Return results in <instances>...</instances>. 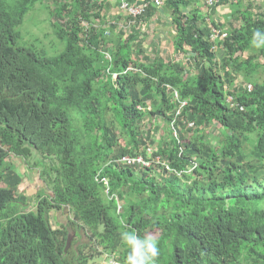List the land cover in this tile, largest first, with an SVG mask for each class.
Segmentation results:
<instances>
[{
	"label": "trees",
	"instance_id": "1",
	"mask_svg": "<svg viewBox=\"0 0 264 264\" xmlns=\"http://www.w3.org/2000/svg\"><path fill=\"white\" fill-rule=\"evenodd\" d=\"M48 1L0 0V264H97L114 252L124 264L125 230L156 234V264H264V81H256L264 48L250 43L264 31V10L254 12L251 0H218L208 13L205 0H164L162 8L143 0L127 33L101 22L108 0ZM36 4L54 20L47 45L19 31ZM218 7L229 11L228 28L212 19ZM159 10L170 14L173 50L191 60L190 73L142 49L141 24ZM212 29L221 40H211ZM164 85L188 101L176 137ZM156 118L163 134L147 157L155 140L144 121ZM215 123L213 144L205 131ZM123 156L161 157L172 172L110 163ZM11 157L34 159L51 192L38 193L32 211L20 210L26 198L15 197L22 177ZM96 176L122 203L124 225ZM65 207L67 224L54 229L49 214Z\"/></svg>",
	"mask_w": 264,
	"mask_h": 264
},
{
	"label": "rangeland",
	"instance_id": "2",
	"mask_svg": "<svg viewBox=\"0 0 264 264\" xmlns=\"http://www.w3.org/2000/svg\"><path fill=\"white\" fill-rule=\"evenodd\" d=\"M159 1L161 5L158 8H162L164 4V0H159ZM251 1L254 2L255 4V9H253L254 12H257L260 9L261 11H263L264 0H251ZM48 2H50L51 6L53 7L52 1L49 0ZM48 2H44V5L48 4ZM125 3L129 5H135V6H145V8L147 7L146 3L143 0H132V1L125 0ZM204 3L205 4L203 6V9L204 11H207L208 13L209 6L206 4V0ZM215 13L216 15H212V19L217 23L224 24L225 23L224 17L228 15L229 13L227 7H223V8L218 7ZM103 15H104L103 17L104 19L101 21L102 23H106V22L113 23L116 21L117 23H119V27H122L123 29H124V26L127 27V24L125 25V23L127 22V19H130L127 15V12L120 10L117 4L111 5L108 11H103ZM168 17H169V14L161 10V12H157L155 16L149 19V21L145 22L146 24H142L141 34H140V36L142 37V49H144L145 55L147 57H150L151 60L156 55L159 54L162 56V58L166 62L180 63L181 66L184 68L183 73H184V70L190 73L193 67V63H191V60L184 57V54H176L173 51L172 41H173V36H174V28L171 26V21L168 20ZM52 21L54 20L48 18V12L44 10L40 5L36 4L34 6V9H32L24 18V22L20 26L19 31H21V33L25 36L26 41L29 42L31 41L32 38L37 37L38 39L41 40L43 44L47 45V43H49L50 41L55 40L53 29L50 24ZM232 24H233V27H238L240 25L239 22H234V21H232ZM225 28H228V26L225 25ZM142 33H144V37L142 36ZM160 36H163V37L161 38ZM216 38L220 40L222 39L220 35H217ZM219 55L220 53L218 51L217 52L218 58H219ZM247 56H248L247 53L243 55L244 58H246ZM256 61L260 63H264V60L260 57ZM256 81L257 82L264 81V69H260L258 71ZM237 82L240 83L241 80L237 79ZM163 87L166 88L165 85ZM227 100L229 101L230 98L228 97ZM187 106H188V102H187V105L183 108V110ZM138 109L141 111H150L151 107L148 104L146 108L138 107ZM178 115L177 117L174 116L173 120L170 123V129L172 130L174 137L177 136L175 121L179 119ZM181 120L185 125L186 120L184 118H182ZM144 123L146 124V127L144 129L145 133L149 132V134H151L155 140V144H151L150 146L152 149H148V152H147V157H150L151 150L156 149L157 142L159 141L160 136L163 134V130H162L163 119L156 118L150 123H148L147 121H144ZM185 126L189 127L188 124H186ZM155 127H160V129L156 132L154 130ZM179 129L180 128H177V130ZM219 130H220V127H219V124L217 123H215L214 125L206 129L205 132L209 133L210 135L209 142L213 144L217 143V138H219L218 135L220 134ZM187 138L189 137L185 135V139ZM120 145L122 146L123 144L120 143ZM246 147L247 149H250L248 145ZM123 157H127V156H123ZM10 162H12V164L14 165L15 172L21 175L22 177V180L20 184L18 185L17 191L15 193V197L17 198L20 195L26 198V203L20 207V210L22 212L32 211L35 209V205L37 201L36 197L38 193H41V195H44V196H51V192L44 186L43 182L40 180L39 173H38L39 169L33 166L35 162L34 159H30L28 162L29 164H27L25 161L21 159L11 157ZM151 164L154 165L153 167L157 173H160L162 171V168H164L165 171L167 172H172L168 167V163L161 157H156V159L153 162H151ZM190 171H193V168ZM176 174H178V176H181L182 173H176ZM95 180L102 183L104 186V193H108L110 195L109 193L110 188H109V185H107L108 180L106 178H100L98 176L95 177ZM1 187H4V185L0 184V188ZM111 197L115 199L114 195H111ZM64 209H61L59 211H52L49 214L50 224L52 225L54 229H57L61 225L65 226L67 224V219L70 216H69L68 208L66 209V213L64 212ZM69 236L72 240H76L80 242L87 241V238L83 237V235L76 238L72 231H69ZM148 236L152 238L157 237L155 233H146V237ZM95 260L97 264H103L102 257H96L94 261Z\"/></svg>",
	"mask_w": 264,
	"mask_h": 264
},
{
	"label": "clouds",
	"instance_id": "3",
	"mask_svg": "<svg viewBox=\"0 0 264 264\" xmlns=\"http://www.w3.org/2000/svg\"><path fill=\"white\" fill-rule=\"evenodd\" d=\"M250 43L254 48H264V31H254ZM108 197L110 198V195ZM120 238L121 242L128 249L124 264H156L161 254L158 240L150 236L142 237L135 230L123 231L120 234ZM101 257L103 264H109V259L112 257H116L119 262V255L115 252L103 254Z\"/></svg>",
	"mask_w": 264,
	"mask_h": 264
},
{
	"label": "built area",
	"instance_id": "4",
	"mask_svg": "<svg viewBox=\"0 0 264 264\" xmlns=\"http://www.w3.org/2000/svg\"><path fill=\"white\" fill-rule=\"evenodd\" d=\"M108 1L117 2L119 9L127 12L128 17L130 19H132V20H128L130 29H131L132 26H134L135 19H137L138 17L142 16L144 11H145V9H146L145 6L129 5V4L125 3V0H108ZM217 1L218 0H206V4L209 6V8H212ZM154 4L156 5V7H159L161 5L159 0H154ZM140 23H142V22H140ZM141 26H142V24H141ZM127 27H128V24H127ZM127 27L125 26V28H127ZM217 35H220V32L218 30H216V29H212L211 40L212 41L218 40V38H216ZM220 37L222 38L221 35H220ZM108 59H110V58L108 57ZM128 70H132V68L126 69L125 72H127ZM137 72H140V71L137 70ZM112 76L114 78L116 77L115 74H112ZM167 88H169V87H167ZM173 95H174V97L176 99H178V93L176 91L173 92ZM230 101H231V98H230L229 102ZM176 102H178V104H179V109L177 111V115H178L180 113V111L187 105V102L186 101H181V100H177ZM110 163L114 164V165H119V166L120 165L121 166H136V167L145 168V169L149 168L150 165H151V162H148V161L144 160L140 156H137L136 158H131V157H128V156L127 157H122L119 160H114V161H111ZM105 194L107 196L109 195L108 193H105ZM114 198H115L114 200L116 201V203L119 202L117 197L114 196ZM110 199H112V197H110ZM117 210H118V213H119V211H120V205L119 204L117 206ZM108 263L109 264H120V262H118L116 257L115 258L114 257L110 258Z\"/></svg>",
	"mask_w": 264,
	"mask_h": 264
},
{
	"label": "crops",
	"instance_id": "5",
	"mask_svg": "<svg viewBox=\"0 0 264 264\" xmlns=\"http://www.w3.org/2000/svg\"><path fill=\"white\" fill-rule=\"evenodd\" d=\"M112 3V5H114V4H117V2H111ZM118 5V4H117ZM263 10H264V7H263ZM159 12H161V10H159ZM169 14V13H168ZM127 18V17H126ZM156 18V17H155ZM168 20H170V14H169V17H168ZM126 24H128V27L127 28H125V30H126V32L127 33H130V26H129V21H128V19H127V22L125 23V25ZM172 26V25H171ZM119 28H121V27H119ZM130 29V30H129ZM140 33H141V31H140ZM143 34V37H144V33H142ZM174 34H175V30H174ZM161 38L163 37V36H160ZM174 51V50H173ZM175 53V52H174ZM158 54V53H157ZM177 54V53H176ZM159 55V54H158ZM159 56H161V55H159ZM162 57V56H161ZM187 72V71H186ZM166 86V91H167V93L169 94V97H170V99H171V102L175 105V109H174V116L175 117H177V111H178V109H179V104H178V102H176L177 100H181V101H187V100H184V99H182L181 97H180V94H179V92L176 90V89H174V88H172L171 86H169V85H165ZM167 87H169V88H167ZM174 91H176L177 93H178V99H176L175 97H174V95H173V92ZM230 98V97H229ZM188 102V101H187ZM182 112H183V109L180 111V113H179V115H178V117H180L181 115H182ZM105 194V193H104ZM105 196L106 197H108L106 194H105ZM109 198V197H108ZM110 199V198H109ZM119 201V200H118ZM118 204L120 205V211H119V213H118V210H117V206H118ZM122 212H123V206H122V203L119 201V202H117L116 203V215L117 216H119L118 218H119V221H120V223L122 224V225H124V221L122 220V218H121V216H122Z\"/></svg>",
	"mask_w": 264,
	"mask_h": 264
},
{
	"label": "water",
	"instance_id": "6",
	"mask_svg": "<svg viewBox=\"0 0 264 264\" xmlns=\"http://www.w3.org/2000/svg\"><path fill=\"white\" fill-rule=\"evenodd\" d=\"M67 209V208H66ZM66 209H64V212L66 213ZM67 246H68V243H67Z\"/></svg>",
	"mask_w": 264,
	"mask_h": 264
}]
</instances>
